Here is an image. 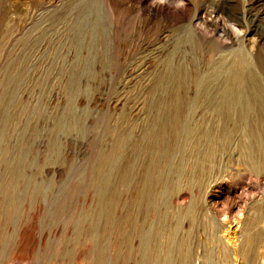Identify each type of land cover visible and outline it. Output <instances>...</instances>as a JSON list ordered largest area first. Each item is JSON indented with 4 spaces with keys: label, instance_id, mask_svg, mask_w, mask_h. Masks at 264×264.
<instances>
[{
    "label": "rangeland",
    "instance_id": "374dc122",
    "mask_svg": "<svg viewBox=\"0 0 264 264\" xmlns=\"http://www.w3.org/2000/svg\"><path fill=\"white\" fill-rule=\"evenodd\" d=\"M94 1L105 26L103 58L90 77L72 82L69 74L79 69L64 62L73 56L69 25L78 5L92 0H0V264H95L91 220L102 206L92 184L100 155L116 134L138 138L159 129L152 121L160 97L176 92L169 56L190 75L208 69L211 55L235 49L264 71V0ZM228 164L217 170L206 200L229 208L219 218L232 237L244 204L239 196L263 190L264 175L241 170L229 177ZM132 186L114 177L117 198L101 216L108 264H133L112 243L114 223L136 193ZM179 190L176 203L185 185ZM228 193L235 202H224Z\"/></svg>",
    "mask_w": 264,
    "mask_h": 264
},
{
    "label": "bare ground",
    "instance_id": "6f19581e",
    "mask_svg": "<svg viewBox=\"0 0 264 264\" xmlns=\"http://www.w3.org/2000/svg\"><path fill=\"white\" fill-rule=\"evenodd\" d=\"M78 6L69 25L73 56L64 61L79 69L69 74L72 82L92 75L106 41L100 35L105 26L96 2ZM70 15L68 10L63 18ZM236 51L211 55L208 69L190 75L169 58L174 54L169 56L168 78L176 92L160 97L152 121L159 129L144 131L138 138L116 134L112 147L102 151L92 184L102 206L91 220L95 264L109 262L102 244L110 239L104 232V238H99L103 234L99 225L117 198L113 188L117 176L132 182L136 193L124 203L125 216L114 223L112 243L118 246L117 252L129 254L133 264H264V189L239 196L244 204L232 237L227 236L233 233L231 228L219 218L229 208H212L206 200L224 163H230L225 174L229 177L241 170L257 178L264 175V71L248 53ZM190 84L193 91H188ZM200 109L203 112L197 114ZM59 124L65 122L60 119ZM127 146L130 153H125ZM182 185L185 192L178 194L180 203H176L172 197ZM182 198L188 199L181 202ZM223 200L235 202V195L228 193Z\"/></svg>",
    "mask_w": 264,
    "mask_h": 264
}]
</instances>
